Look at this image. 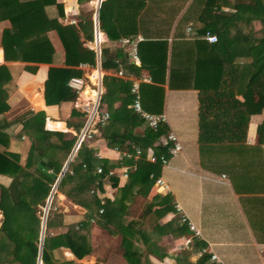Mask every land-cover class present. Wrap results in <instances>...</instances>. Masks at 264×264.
I'll list each match as a JSON object with an SVG mask.
<instances>
[{
    "label": "crops",
    "instance_id": "1",
    "mask_svg": "<svg viewBox=\"0 0 264 264\" xmlns=\"http://www.w3.org/2000/svg\"><path fill=\"white\" fill-rule=\"evenodd\" d=\"M117 1L110 0L104 12L109 21V28L113 32L118 30L117 38H111L108 31L100 29L101 3L98 9V32L101 42L111 55L118 54L117 67L105 71V75L112 79V82H109L110 102L99 103L98 112H107L110 115L109 104L113 109L121 105L125 91V87L120 85L122 81L130 83L131 86L133 78L148 77L149 82L140 83L141 107L150 113L166 115L164 128L166 132L172 129L176 133L182 150L169 155L166 164L159 163L157 177L149 174L153 179L152 185L135 183L133 187L123 191L129 173L136 167L137 158L123 156L124 152H131L126 148L120 151L109 145L102 129L109 120L104 125L92 123V126H89L91 137L83 143L93 149L98 160H106L114 166L109 169L112 173L103 179L102 192L96 190V194L101 201H116L123 208L117 213L118 220H113V224L120 223V226L91 219L86 231L91 252L77 259L68 248L58 247L53 249V257L58 260H75L79 264H129L124 256L123 235L119 229L126 227L128 230L131 226L134 230L128 239V245L133 251L138 250V253L133 255L138 264H196L203 255L207 256L209 264H215L210 261L211 253L227 263L264 264V139L263 142L258 139L264 130V111L250 115L245 127L243 119L244 130L237 134L236 139L232 137V128L226 124L231 120L229 118L235 117L232 111H200L202 101L207 103L211 98L215 99V102L242 101L238 95H230L235 91L242 67L236 62L234 40L229 37L217 50L222 59L219 86L216 89H200L203 75L210 71L205 73L208 67L196 63L197 60H206L208 56L204 49H208L212 44L204 35L197 34L200 22L196 20V16L202 10L204 0L150 2L151 9L155 10V18L146 13L142 19L138 18L135 24L132 17L119 21L114 19L118 8ZM56 2L62 4L64 16H59L55 4L47 3L44 13L23 20L18 26L45 16L56 17L60 23L72 26L83 46L90 48V41L85 38L82 25L86 15L93 11L95 15L97 0ZM65 16L74 18L76 23H68ZM255 24V35L262 36L264 21H256ZM188 26L192 28L190 31ZM6 29L13 30L14 27L9 19L4 18L0 20V41L1 34ZM47 36L54 48L51 64L5 60L0 43V65L5 64L11 76L4 86L8 95L6 104L0 111V125H3L2 131L7 135L5 142H0V152H5L8 157L23 166L26 165L31 151L30 138L23 130L24 120L34 113L43 112V128L49 132L48 141L56 146L69 148V157L76 136L84 127L90 111L92 98L89 99V95L95 94L92 81L97 72L94 71L90 78L89 74L99 63L97 56L94 65L83 62L74 66V69L79 70L74 71L77 72L75 76H81L86 81L80 94L72 89L76 94L74 100L46 104L44 90L49 67L64 66L65 60V50L57 32L49 30ZM124 39L129 42L124 43ZM162 40L168 43L165 65L163 66V49H154L156 65L150 72L142 65V59L146 62L150 60L152 57L149 52L152 53V50L150 45L141 43ZM198 42L202 48H197ZM132 43L136 44V59L131 56ZM217 62L218 59L214 64ZM203 68L205 70L202 72ZM216 68L214 65V69ZM119 70H122L123 75L117 74ZM195 73H198L197 78ZM263 86L264 80L255 83L253 94H258ZM105 90L101 79V96ZM145 126L143 123L135 128V133L141 134ZM130 159L131 164L127 162ZM102 164L100 161L95 162L94 171L96 172L95 168ZM222 174L225 178H222ZM110 176L117 179L116 185H112ZM155 178H160L163 185L156 184ZM10 181L11 177L0 174L1 185L7 186ZM60 196L67 207L63 214L67 217L73 214L75 219L62 223L57 231L50 230L53 235L67 231L70 225L79 222L86 213L84 207L75 204L61 193ZM182 217H186L197 227L200 231L199 237L182 221Z\"/></svg>",
    "mask_w": 264,
    "mask_h": 264
},
{
    "label": "trees",
    "instance_id": "2",
    "mask_svg": "<svg viewBox=\"0 0 264 264\" xmlns=\"http://www.w3.org/2000/svg\"><path fill=\"white\" fill-rule=\"evenodd\" d=\"M148 1L118 0V8L114 19L119 21L120 19L125 20V18L132 17L135 24L138 18L142 19L146 13L155 18V10L151 9V3H156V0ZM47 3L49 5L55 4L59 16H64L63 6L57 3L56 0H29L24 2L0 0V20L7 18L14 27L13 30L6 29L2 32L0 43L5 60L51 64L53 63L54 48L47 32L49 30L57 32L65 50L64 66L49 67L45 81L44 98L46 104H59L62 101L74 100L76 97L75 92L68 85L70 77L77 74L74 71H79L74 69V66L83 62L94 65L96 58L93 49L83 46V42L80 41V37L74 28L60 23L56 17L48 18L45 16L23 26H18L21 21L44 13L45 4ZM109 3L110 0L101 2L99 25L100 29L108 31L111 38H117L119 36L118 30L116 29L113 32L109 28L108 18L104 15ZM224 7H227V10ZM188 12L190 13L191 10ZM196 20L200 22V25L197 26L198 35H204L206 31H210L218 37L217 42L210 44L208 49L203 48L207 52L208 57L205 58L206 60H197L196 64H201L205 68L208 67L205 73L210 71V73L203 75V82H200L199 85L200 89H216L219 86L222 59L217 50L220 49L223 43L227 42L229 37L235 42L233 48L236 54V62L240 63L242 67L235 91L229 94L232 97L238 95L242 101L239 103L237 101L233 103L215 102L216 100L211 98L207 103L202 101L200 111L202 113L208 109L232 111L235 117L229 118L231 120L227 121L226 124L232 128V137L236 139L238 138L237 134L243 129L242 120L244 119L245 127V122L250 115L264 111V86L258 91V94H253L254 84L259 80H264V34L256 36L254 31V23L264 21V0H204L203 8L196 16ZM93 26L94 23L87 20L82 25V31L86 34L85 38L90 42L94 38ZM109 30H112V32ZM144 44L150 45L152 53L149 52V54H151L154 61L152 58L147 62L142 59V65L152 72L153 66L156 65V51L154 49H163L164 66L167 57V41H144L141 43V45ZM100 45L102 69L108 70L117 67L116 56L118 54L111 55L102 42ZM197 48H202L200 42H198ZM216 59H218V62L214 64ZM214 65H216V69H214ZM197 74L195 73L196 78ZM10 79L11 76L7 66L1 64L0 111L3 110L6 104L8 94L4 86ZM110 79L107 75L102 77V84L106 90L100 98V104L110 102L109 82H112V79L109 81ZM94 81L95 77L93 75ZM120 85L125 87L121 105L113 109L112 105L109 104V123L102 129L110 146L120 149V151L126 148L127 151L133 152L131 146L135 144L142 150L136 161V167L129 173L128 182L123 188V191H126L133 187L135 183L152 185L153 179L149 177V174L152 173L157 177L160 164L158 162L151 163L149 155L159 156L164 154L169 156L170 144L165 140L166 128H164V123H161L156 130L145 126L141 134L135 133V128L142 125L144 120L129 106L133 101V95L130 93V83L122 81ZM43 125V112L34 113L23 122V130L28 134L31 141V151L26 165L23 166L8 157L5 152H0V174L11 177V181L7 186L0 184V211L3 214L0 226V232L2 233V238H0V264H13L15 261L20 264H36L37 262L39 226L41 223V219L37 214L38 206L45 203L70 152L69 148H62L48 141L49 132L43 128ZM2 128L3 125H0V142H5L7 135L3 133ZM120 129L123 130L120 131ZM258 139L259 142H263L264 130L261 131ZM97 161L103 163L101 173L94 171L93 164ZM123 162H126L125 159ZM127 162L131 164V159ZM112 167H114L113 164H108L106 160H98L93 149L85 143L81 144L74 158L68 163L56 190L75 204L84 207L86 213L79 222L70 225L67 231L63 233L51 234L46 224L41 264H79L75 260H58L54 258L53 249L58 247L68 248L77 259L87 256L91 252V245L86 231H88L91 219L120 226V223L113 224V220H118L117 213L123 208L116 201H110L109 199L101 201L96 194V190L102 192L103 179ZM110 180L112 185H116V178L110 176ZM119 230L123 235L122 246L124 247L125 258L129 264H138L136 263L137 260L133 258L138 250L133 251L128 245L130 244L128 239L134 229L129 226V232L126 227ZM9 246H12L11 251L4 250L5 247L8 249ZM3 252L7 254L8 258L12 256L13 260H1ZM196 264H209L207 256L203 255Z\"/></svg>",
    "mask_w": 264,
    "mask_h": 264
},
{
    "label": "built area",
    "instance_id": "3",
    "mask_svg": "<svg viewBox=\"0 0 264 264\" xmlns=\"http://www.w3.org/2000/svg\"><path fill=\"white\" fill-rule=\"evenodd\" d=\"M65 20L70 23V24H74L76 23V20L74 18L71 17H64ZM192 28L191 26H188V30L190 31ZM205 39H207L209 42L211 43H215L218 40V37L215 33H212L210 31H206L204 34ZM124 43L129 42L128 39H124L123 40ZM101 38L99 35V32L97 30V32L95 31L94 33V38L93 41L90 42V48H92L95 52V56H97V60L98 57L100 56V50H101ZM131 56L133 57V59L137 58V51H136V44L132 43L131 44ZM100 58V57H99ZM98 62H100V60H98ZM95 71L97 72L96 74H94L95 77V81L93 83V88H94V96L95 98L92 99V103H91V107H90V111L89 114L87 116L85 125L83 128L80 129L78 136H76L77 140L75 141V149H74V153L76 152L77 148L81 145V143L85 142L87 139H89L91 137L90 133H89V126H92V123H99L101 125H104L108 118H109V114L107 112H98V105L100 103V97H101V79L102 76L105 75V71L101 68V66L97 65V69H95ZM94 72V70L91 71V74ZM122 70L117 71L118 75H123L122 74ZM90 74V75H91ZM89 75V78H90ZM150 78L148 77H136L133 78L131 80V86H130V91L133 95V101L131 104V107L134 109V111L136 113H138V115L144 120V124L148 127H150L153 130H156L159 128L161 123H165L167 121L166 115L164 113H150L147 112L145 110L142 109L141 107V101H140V83L142 82H149ZM68 85L71 89H73L77 94H80L85 85H86V81L83 77L81 76H72L70 77L69 81H68ZM165 140L170 144L169 147V155H174L177 152L182 150V145L176 135V133L172 130L169 129L166 134H165ZM133 152H124L123 156L127 157V158H139L142 150L139 146L137 145H133ZM74 155V154H73ZM169 156L161 154L159 156L155 155V154H150L149 155V161L153 162V163H161L162 165L166 164L168 162ZM97 173H101L103 168L102 166H97L95 168ZM112 172L109 171L108 174H111ZM124 173L126 174V171H124ZM222 178H225V175L222 174ZM155 182L158 185H163V181L160 178H155ZM178 208V206H177ZM179 209V208H178ZM182 221L186 222L188 228L193 231L194 235L199 237L200 236V231L197 229V227H195L189 220H187L186 217H182ZM189 240L186 241V243H188ZM202 252L204 253L205 250H202ZM210 261L214 262L215 264H238V263H227L225 261H222L216 254L211 253L210 255Z\"/></svg>",
    "mask_w": 264,
    "mask_h": 264
},
{
    "label": "rangeland",
    "instance_id": "4",
    "mask_svg": "<svg viewBox=\"0 0 264 264\" xmlns=\"http://www.w3.org/2000/svg\"><path fill=\"white\" fill-rule=\"evenodd\" d=\"M96 1V0H95ZM94 8V7H93ZM92 10V9H91ZM225 10H227V8H225ZM93 11V10H92ZM94 13V11H93ZM93 13H90L88 15H86V20L87 21H92L93 22V18H94V15ZM256 23V22H255ZM254 23V24H255ZM257 24H255V27H256ZM94 28V33H95V25L93 26ZM98 31H99V28H98ZM100 35V34H99ZM95 69H97V66L94 67V71ZM91 74V72H90ZM89 74V75H90ZM104 76V75H103ZM77 140V138H76ZM62 194V193H61ZM64 195V194H63ZM45 204H46V201L43 205H39L38 206V210H37V214L39 215L40 219L43 215V212H44V209H45ZM67 209V207L63 204V198H61L60 196V192L58 190H56V192L53 194V197L51 199V203H50V206L48 208V214H47V218H46V224L48 225V230L50 231H57L59 229L58 226L61 227L62 223H65V222H69V221H74L75 219V215L73 214H69L70 217H67V215H64L63 213H65V210ZM64 211V212H63ZM78 216H77V220H78ZM2 220H3V214L2 212L0 211V226L2 224ZM39 231H40V226H39ZM40 233V232H39ZM51 233V232H50ZM0 238H2V233L0 232ZM1 241V239H0ZM12 249V246L8 247H5L4 250H6L7 252H9V250L11 251ZM9 256V255H8ZM1 260L5 259H10V260H13L12 256L10 258L7 257V254L5 252L2 253V256H1ZM20 264L19 262L15 261L13 264Z\"/></svg>",
    "mask_w": 264,
    "mask_h": 264
},
{
    "label": "water",
    "instance_id": "5",
    "mask_svg": "<svg viewBox=\"0 0 264 264\" xmlns=\"http://www.w3.org/2000/svg\"><path fill=\"white\" fill-rule=\"evenodd\" d=\"M102 2V0H97V7H96V11H95V15H94V25H95V30L97 32L98 30V9L100 6V3ZM99 60V57H98ZM98 65L100 66V62L98 63ZM74 149L75 147H73L71 154L69 155L63 169L61 170L58 178L56 179L52 190L50 191V194L48 195L47 199H46V204H45V209L43 212V215L41 217V223H40V233H39V244H38V255H37V262L36 264H41V254H42V248H43V240H44V235H45V228H46V218H47V214H48V208L50 206L51 203V199L53 197V194L56 192V187L57 184L61 178V176L64 174V171L67 167V164L69 163V161L71 160L73 154H74Z\"/></svg>",
    "mask_w": 264,
    "mask_h": 264
},
{
    "label": "bare ground",
    "instance_id": "6",
    "mask_svg": "<svg viewBox=\"0 0 264 264\" xmlns=\"http://www.w3.org/2000/svg\"><path fill=\"white\" fill-rule=\"evenodd\" d=\"M83 93H84V92H83ZM91 98L94 99L95 96H94L93 94H90V95H89V99H91ZM87 101H88V100H87ZM89 107H90V106H89Z\"/></svg>",
    "mask_w": 264,
    "mask_h": 264
}]
</instances>
